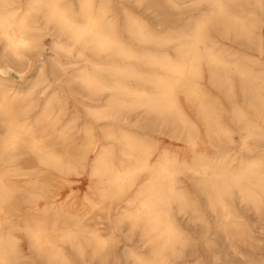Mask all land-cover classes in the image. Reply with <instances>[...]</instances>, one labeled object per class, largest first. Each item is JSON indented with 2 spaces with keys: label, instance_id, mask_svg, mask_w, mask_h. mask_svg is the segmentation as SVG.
Listing matches in <instances>:
<instances>
[{
  "label": "bare ground",
  "instance_id": "1",
  "mask_svg": "<svg viewBox=\"0 0 264 264\" xmlns=\"http://www.w3.org/2000/svg\"><path fill=\"white\" fill-rule=\"evenodd\" d=\"M164 1L181 17L154 26L130 7L152 0H0V264L106 263L124 225L148 248L134 264H190L178 217L206 221L182 176L227 239L248 237L235 202L264 211V0ZM168 128L182 151L160 147Z\"/></svg>",
  "mask_w": 264,
  "mask_h": 264
},
{
  "label": "rangeland",
  "instance_id": "2",
  "mask_svg": "<svg viewBox=\"0 0 264 264\" xmlns=\"http://www.w3.org/2000/svg\"><path fill=\"white\" fill-rule=\"evenodd\" d=\"M168 6L169 5H167L164 0H152L151 9L147 11L143 7L138 8L134 6L133 3H130V7L137 15L146 18L154 26L159 24L162 19H165L166 15H168L169 21L180 19L181 14L179 12L169 11ZM205 10H207V5L205 4L192 7L190 14L197 15V13ZM156 11H159V17L155 15ZM215 35L218 36L217 33H215ZM223 43L229 44L232 48L237 47L246 52H252V54L258 55V52L252 49L249 50L246 47H238L239 44H236L233 40H223ZM210 89L214 95L220 96L217 89L212 86H210ZM224 102L227 108H229L227 100ZM172 135V130L168 128L163 129L162 134H157L155 136L161 140L160 147L162 149L169 148L175 150V152L182 151L186 145L180 140L173 139ZM235 136L236 147H239L240 136L238 134ZM260 146H264V141L260 143ZM83 178L81 185H77V188L83 189L84 194L88 191L90 179L87 175ZM181 179L184 181L185 186L191 189V193L194 194L199 211L203 215L206 223L191 222L189 217H178L181 226H183L182 228L190 237V245L184 249L181 259L176 261L189 262L190 264H264V211L258 214L250 206L241 205L239 201H236L237 211L242 217V221L244 222L243 228L246 229L248 237L246 240L227 239L226 234L222 231L223 227L217 221V216L213 210L209 208L206 197L197 192L190 177L182 176ZM61 183H63V181H61ZM68 190L69 188L64 191L68 192ZM81 195L82 194H80V196ZM115 214L116 212H113V215ZM112 219H115V216H113ZM104 233L108 234L107 231H104ZM115 235L117 238L113 244V256L109 261L102 263L100 258L91 260L88 255L87 260L89 261L86 263L79 262V264H134V261L130 257L132 251L143 254L148 252V248L144 247L143 241L141 240L140 233H131L128 226L124 225L121 231L118 232L117 230ZM22 250H24L22 253L24 257L21 261H27V257L31 254L26 244L23 245Z\"/></svg>",
  "mask_w": 264,
  "mask_h": 264
},
{
  "label": "snow or ice",
  "instance_id": "3",
  "mask_svg": "<svg viewBox=\"0 0 264 264\" xmlns=\"http://www.w3.org/2000/svg\"><path fill=\"white\" fill-rule=\"evenodd\" d=\"M3 66V64L2 63H0V67H2ZM5 71H7V69H5Z\"/></svg>",
  "mask_w": 264,
  "mask_h": 264
}]
</instances>
